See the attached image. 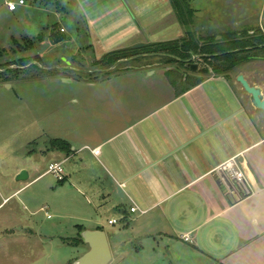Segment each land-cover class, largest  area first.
<instances>
[{"label":"crops","instance_id":"obj_1","mask_svg":"<svg viewBox=\"0 0 264 264\" xmlns=\"http://www.w3.org/2000/svg\"><path fill=\"white\" fill-rule=\"evenodd\" d=\"M172 15L169 4L155 6L142 18L135 15L145 33L139 43H163L151 41L154 33L149 31ZM153 66L134 68L129 75L139 79L153 71L154 80L161 73L165 82L159 86L149 79L150 85L106 88L115 101L112 107L107 96L99 98L97 136L83 142L53 138L69 144L72 153L48 149L40 154L51 157L50 164L62 163L64 182L86 192V203L96 213L88 230L104 232L102 213L109 215V227L120 224L110 237L106 234L114 250L125 233L136 238L144 220L148 227L136 243L142 248L141 239H149L162 245L170 264H264L263 114L235 80L209 75L198 85L186 86L185 76L173 86L167 71ZM89 149L100 153L95 156ZM231 159L245 174L251 192L246 198H235L218 172ZM133 207L140 212L131 213ZM112 220L118 223L110 225Z\"/></svg>","mask_w":264,"mask_h":264},{"label":"rangeland","instance_id":"obj_2","mask_svg":"<svg viewBox=\"0 0 264 264\" xmlns=\"http://www.w3.org/2000/svg\"><path fill=\"white\" fill-rule=\"evenodd\" d=\"M6 1L0 0V49L4 50L0 67L23 58L31 63L12 66L6 75H0V264H74L89 250L84 242L74 245L78 227L93 228L90 221L96 213L87 205L86 192L80 186L60 184L54 176L44 175L51 162V157L40 154L49 151L44 142L53 138L83 142L97 136L99 98L107 96L112 107L115 101L106 88L150 85L153 71L139 79L129 75L141 62L123 59L107 69L99 64L104 57L101 53L103 48L110 53L119 47L127 50L142 45L139 42L145 33L135 15L142 18L157 5L167 8L171 4L169 0L167 4L159 0H56L46 5L25 0V6L11 12ZM190 1L201 27L213 33L227 30L234 6L243 7L254 20L264 9V0ZM157 11L151 13L153 18ZM150 33H154L153 42H173L181 39L185 30L173 12ZM13 40L23 48L32 47L22 52ZM194 60L197 71L205 67L199 58ZM69 64L72 70L68 71ZM162 69L176 73L173 80L185 76L191 82L201 79L189 68L172 65ZM162 80L158 73L153 85L163 84ZM123 97L129 102L131 95ZM21 169L30 176L24 182L17 181ZM102 214L101 229L110 237L120 224L109 227V215ZM138 225L137 237L125 233L118 249L114 250L109 238L113 253L109 264H170L162 245L141 239L139 248L136 241L148 224L143 220Z\"/></svg>","mask_w":264,"mask_h":264},{"label":"trees","instance_id":"obj_3","mask_svg":"<svg viewBox=\"0 0 264 264\" xmlns=\"http://www.w3.org/2000/svg\"><path fill=\"white\" fill-rule=\"evenodd\" d=\"M31 1L35 3L53 5L56 0ZM169 1L177 22L185 30V34L181 39L173 42L147 44L141 49L132 48L111 52L105 55L99 64L106 66L108 69L123 59H133L136 62H141V66L138 68L149 67L152 65H157L163 68L177 65L184 68V62H188L193 58H199V61L202 62L205 67L199 69L195 75H200L201 79L195 81L192 80L191 82V79L188 80L187 77L186 85H198L209 75L224 76L229 79V73L245 61L241 52H230L241 50L244 47L254 46L255 44L251 41L249 44H245L242 41H233L231 40V35L227 32V30L213 33L202 28L199 22L200 20L195 16L197 11L192 8L190 0ZM219 36H221V40H217ZM55 37L56 36H53V38ZM60 41L61 40H58L56 42ZM262 41L260 43H262ZM13 43L22 52L26 51L28 48H23L16 40H13ZM25 45L27 46V43ZM3 55L4 50L0 49V59L3 58ZM194 61L195 60L191 63H194ZM30 63L31 61L27 58L16 60L11 64L6 65L4 68L0 67V70L4 71L3 73H0V75H6L9 72L8 69L12 66L26 67ZM174 75H176V73L170 70L166 72V76L173 86H176L178 83L182 84L184 77H180L179 80H173L172 77ZM5 83L7 82L5 81ZM32 145L37 144L33 143ZM47 146L51 151H58L66 155H70L72 153L71 146L60 139L49 140ZM63 183L64 181H60V184ZM83 231H85L84 228H79L78 238L75 240L74 244L76 247L83 244V241L80 238V233Z\"/></svg>","mask_w":264,"mask_h":264},{"label":"flooded vegetation","instance_id":"obj_4","mask_svg":"<svg viewBox=\"0 0 264 264\" xmlns=\"http://www.w3.org/2000/svg\"><path fill=\"white\" fill-rule=\"evenodd\" d=\"M230 13L228 16L232 21L229 22L227 32L231 35V40L242 41L245 44H249L251 41L255 45L230 52H241L245 61L229 73V80H235L237 82V78L243 76L249 86L259 89L261 95L264 97V9L258 14L259 18L257 20L247 15V11L243 7L237 9L234 6ZM261 41L262 43H260ZM257 67V70H252V68ZM184 69H188L186 64ZM188 70L192 72L191 67ZM244 92L249 96L251 105L253 106L251 96L245 90ZM258 111L264 117V112L261 110Z\"/></svg>","mask_w":264,"mask_h":264},{"label":"water","instance_id":"obj_5","mask_svg":"<svg viewBox=\"0 0 264 264\" xmlns=\"http://www.w3.org/2000/svg\"><path fill=\"white\" fill-rule=\"evenodd\" d=\"M221 39V38H220ZM144 45H140L135 49H141ZM184 62L186 67H191L192 72H197V65H193L191 62L194 60ZM4 71L0 70V73ZM237 83L251 96V101L253 107L257 110L264 112V97L261 95L259 89L250 87L245 81L243 76L237 78ZM29 178L26 171H22L18 177L17 181L24 182ZM83 242L88 246L89 250L81 258H79L74 264H109L112 260V253L108 241V237L103 231H90L85 230L81 233Z\"/></svg>","mask_w":264,"mask_h":264},{"label":"built area","instance_id":"obj_6","mask_svg":"<svg viewBox=\"0 0 264 264\" xmlns=\"http://www.w3.org/2000/svg\"><path fill=\"white\" fill-rule=\"evenodd\" d=\"M25 0H19L18 3L13 2L12 0L6 1V6L9 11L15 12L18 7L25 6ZM90 150V149H89ZM91 153L95 156H98L100 151L98 149L90 150ZM218 172L223 174L226 179L227 187L230 193L235 196L237 199H243L250 195V188L247 184L246 177L244 172L238 167L236 159H231L224 164H222ZM47 174L54 176L59 182L65 180V170L62 163H53L48 166ZM131 213H139L137 207L131 208ZM117 220H112L109 222L110 225L117 224ZM184 240L189 242V238L185 237Z\"/></svg>","mask_w":264,"mask_h":264}]
</instances>
